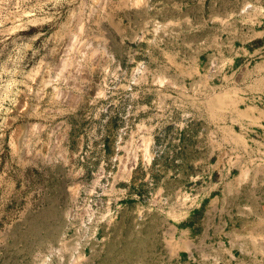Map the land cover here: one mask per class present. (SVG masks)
I'll return each mask as SVG.
<instances>
[{"label":"rangeland","instance_id":"1","mask_svg":"<svg viewBox=\"0 0 264 264\" xmlns=\"http://www.w3.org/2000/svg\"><path fill=\"white\" fill-rule=\"evenodd\" d=\"M79 254L264 264V0H0V264Z\"/></svg>","mask_w":264,"mask_h":264},{"label":"bare ground","instance_id":"2","mask_svg":"<svg viewBox=\"0 0 264 264\" xmlns=\"http://www.w3.org/2000/svg\"><path fill=\"white\" fill-rule=\"evenodd\" d=\"M219 99V101H221V97L220 98H218ZM147 143H149V141H147V140H145ZM146 147H148V146H146ZM145 149H148V148H145ZM147 151V150H146ZM148 152V151H147ZM177 245V244H176ZM181 246H183V245H181ZM83 256V254H79L78 255V257H77V259H76V257H75V259H74V264H81L80 262H81V257Z\"/></svg>","mask_w":264,"mask_h":264}]
</instances>
